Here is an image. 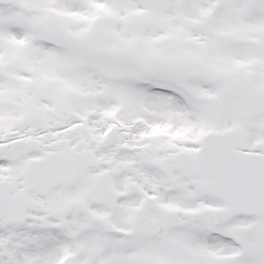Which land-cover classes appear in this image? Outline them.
<instances>
[{
	"label": "snow or ice",
	"instance_id": "obj_1",
	"mask_svg": "<svg viewBox=\"0 0 264 264\" xmlns=\"http://www.w3.org/2000/svg\"><path fill=\"white\" fill-rule=\"evenodd\" d=\"M0 264H264V0H0Z\"/></svg>",
	"mask_w": 264,
	"mask_h": 264
}]
</instances>
